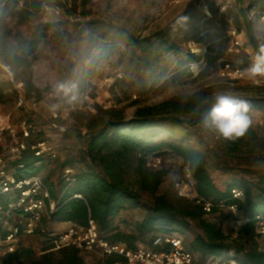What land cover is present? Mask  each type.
I'll return each mask as SVG.
<instances>
[{
    "label": "trees",
    "instance_id": "obj_1",
    "mask_svg": "<svg viewBox=\"0 0 264 264\" xmlns=\"http://www.w3.org/2000/svg\"><path fill=\"white\" fill-rule=\"evenodd\" d=\"M79 1L0 0V96L8 91L16 94L20 92L26 101L40 103L44 99L46 88L36 85L32 67L41 42L55 27L52 22L40 24L30 38H23L19 32L6 27L7 19L13 18L18 25L30 22L42 13L45 6L63 9L72 15L78 12ZM88 1L81 0V4L86 5ZM238 2L245 22L246 46L252 47L257 55L260 46L264 45V21L261 20L264 0ZM215 4V0H209L213 13L218 11L214 8ZM253 12L260 16L253 15ZM96 23L91 21L89 24ZM101 28L105 30L102 41L86 55L85 65L75 79L76 88L85 90L87 80L97 73L100 62L109 58L119 44H123L133 57L147 62L152 76L157 75L159 70L160 75L157 76L166 73L170 56L173 53L180 55L186 50L179 47L176 37L164 30L142 36L114 23H103ZM196 60V53L187 49V59L180 56L179 62L185 65ZM225 63L244 70L252 64V60L244 47L239 52L231 51L217 70ZM213 96L202 91L187 99L165 100L157 105L137 109L134 117L129 119L122 110L105 111L104 114L108 116L106 118L89 113L88 117L84 116L83 128L86 133L78 131L85 148L82 156L85 166L77 170L72 161H65L60 165L63 171L61 175L51 169L57 163L56 157L47 153L37 155L31 146L22 150L20 156L14 159L15 170L10 174L18 178L40 176L45 182L50 198L46 201L39 227L33 236L46 235L50 247H45L41 255L37 256L34 248L21 240L13 252L0 250V264H90L82 256L84 252L98 257L91 264H126L127 260L119 255L103 257L74 246L56 249L53 240L59 234L48 232L43 224L45 221L72 223L86 228L90 219L96 222L101 236L111 242H124L133 249L142 244L151 245L158 235H184L195 221L203 233L197 234L190 241H184L185 247L192 253L209 258L234 259L240 264H264V249L259 242L261 236L257 232L256 219L257 215L264 216V160L259 157L261 161L256 159L250 166L241 169L242 174L248 176L247 179L232 174V168L226 170L223 166L216 167L217 170L222 168L220 173H210L207 152L199 144V130L203 125L204 114L214 104ZM205 99L207 103L203 102ZM244 99L249 108L264 109V97ZM27 120L31 121L29 118ZM40 135L36 130L28 140H45ZM171 137H177L182 142L170 140ZM245 139H258L251 124L244 136L236 140ZM231 144L232 150L237 151L239 143L231 140ZM167 151L183 158L189 166L195 180L196 193L213 204L210 214L217 213L222 206L239 205L243 224L236 238L232 239L217 223L208 220L205 216L210 214L205 213L194 201L179 196L172 200L168 193H158L160 186L168 181L169 170H152L146 163L150 156ZM193 159L199 161L195 167L190 163ZM132 164L140 191L126 181L125 173ZM67 168H71L73 173L67 175ZM235 189L243 190L246 200L236 199L233 194ZM141 193L151 196L153 201H145ZM10 197L3 198L4 206L9 204ZM17 200L18 197L13 202ZM50 200L55 203L53 211L50 210ZM133 206L147 210L149 215L144 220L123 219L122 222L132 226L133 230H117L114 223L121 212ZM19 213L20 210L16 211V214ZM145 235L150 237L149 242L143 239Z\"/></svg>",
    "mask_w": 264,
    "mask_h": 264
},
{
    "label": "rangeland",
    "instance_id": "obj_2",
    "mask_svg": "<svg viewBox=\"0 0 264 264\" xmlns=\"http://www.w3.org/2000/svg\"><path fill=\"white\" fill-rule=\"evenodd\" d=\"M215 2L217 13L212 12L209 0H89L86 5H82L80 0L78 12L72 15L66 10L45 6L40 15L24 24L18 25L13 18H8L6 27L19 32L23 38H30L40 24L55 23V27L41 42L32 67L34 82L46 88L44 99L32 107L30 104L20 106L19 94L15 92L5 91L0 96V113L9 116L16 128L15 135L6 134L0 143V155L5 158L4 165L9 173L15 170V156H20L22 150L36 141L22 137L21 122L28 118L55 153L58 160L51 169L61 175L63 171L60 165L65 161H72L77 170L85 166L82 160L85 148L78 131L86 133L83 125L85 117L91 112L106 118L108 116L104 114L105 111L122 110L129 119L134 117L139 108L157 105L169 99H187L202 91L214 95L229 90L243 98L264 97V86L252 84L249 79L231 82L218 76V67L229 57L232 49L229 31L232 28L241 29L245 41L247 37L238 0ZM253 15L260 16L257 12H253ZM182 17H187V22L177 23ZM91 21L97 23L90 25ZM103 23L122 25L142 36L164 30L176 37L179 47L186 50L180 55L173 53L170 56L166 73L157 76L160 75L159 70L157 75L152 76L147 62L133 57L123 44H119L109 58L100 62L97 73L87 80L85 90L76 88L75 79L85 65L86 55L102 41L105 33L101 28ZM246 48L250 52L253 50L252 47ZM187 49L196 53L197 60L182 65L179 59L180 56L187 59ZM60 84L71 85L72 90L65 93L59 89ZM75 100L78 102H73ZM72 103H75L74 108H71ZM248 115L258 139L235 140L239 143L237 151L232 150L231 140H224L204 125L200 126L199 144L207 152L210 173L218 174L222 168H232V174L247 179L248 176L242 174L241 169L250 166L256 159L264 160V109L249 108ZM170 140L182 142L177 137H171ZM161 154L165 158L164 168L169 170V177L160 186L158 193H168L170 199L174 200L178 198L174 182L182 177L187 164L171 151ZM218 166L223 167L217 170ZM125 176L126 181L140 191L134 164L127 168ZM141 195L145 201H153L151 196L145 193ZM9 196V202H13L18 193ZM148 215L147 210L133 206L121 212L114 227L131 231L133 227L123 223V219L144 220ZM205 217L217 223L232 239L237 237L243 224L242 211H234L228 206H222L217 213ZM43 224L48 232L56 235L71 227L48 221ZM201 233L203 231L194 221L190 230L181 236L184 241H190ZM46 239V235L40 234L24 243L34 248L39 256L43 249L50 247ZM143 239L150 241L148 235ZM259 242L263 243V239L260 238ZM82 256L90 264L98 259L96 255L86 252ZM195 258L199 264H206L210 259L197 253Z\"/></svg>",
    "mask_w": 264,
    "mask_h": 264
},
{
    "label": "built area",
    "instance_id": "obj_3",
    "mask_svg": "<svg viewBox=\"0 0 264 264\" xmlns=\"http://www.w3.org/2000/svg\"><path fill=\"white\" fill-rule=\"evenodd\" d=\"M264 21V15L262 16ZM232 49L239 52L246 46L243 38V31L232 28L230 31ZM250 47V46H246ZM245 47V48H246ZM252 63L255 54L249 51ZM218 76L231 82L244 79L251 80L255 85L264 86V76L250 77L243 72V69L234 67L230 63H225L218 70ZM18 103L20 106L32 105L36 107L38 103L26 101L19 92ZM74 108L75 103L71 104ZM56 126V124H54ZM36 131L35 125L28 121L21 122V133L24 139L31 138ZM16 128L11 123L9 116L0 113V143L6 134L15 135ZM32 149L36 150L37 155L50 154L55 157L50 145L45 140L36 141L32 144ZM19 156H15L17 159ZM4 156L0 155V250L3 252H13L21 243V238L25 235H33L39 227L42 214L46 208V201L50 198L49 190L40 176L28 178H18L7 170ZM147 167L152 170H160L165 166V158L162 154H156L147 159ZM66 174L72 173L71 168L65 170ZM175 189L179 197L194 201L201 206L205 213L210 214L213 210L211 201L200 197L195 191V180L188 165H185L182 177L175 180ZM18 193L16 202H9L3 205V198L12 193ZM234 197L239 200H246L247 196L243 190H233ZM80 196L81 195H77ZM234 211H239V205L229 206ZM55 203L50 200V210L53 211ZM16 214V211H19ZM15 219V220H14ZM257 232L263 239L261 247L264 249V216L257 215ZM14 220V222H12ZM53 244L56 248L74 246L82 251H91L106 257L119 255L127 260L126 264H198L195 254L185 247L184 239L177 233L168 235H158L153 239L151 245H139L133 249L124 242H111L101 236L96 222L92 219L86 228L72 224L66 231L54 238ZM121 264V263H116ZM206 264H240L238 261L224 260L220 258H210Z\"/></svg>",
    "mask_w": 264,
    "mask_h": 264
},
{
    "label": "clouds",
    "instance_id": "obj_4",
    "mask_svg": "<svg viewBox=\"0 0 264 264\" xmlns=\"http://www.w3.org/2000/svg\"><path fill=\"white\" fill-rule=\"evenodd\" d=\"M186 23L187 17H182L177 23ZM244 73L250 77L264 76V45L260 46L259 53L255 56L253 63ZM59 89L68 93L72 90L71 85L60 84ZM214 104L211 109L203 116V125L212 130L218 137L224 140H236L247 132L250 126L249 104L242 95L233 91H219L213 96ZM207 103L205 99L203 101ZM195 167L199 161H190Z\"/></svg>",
    "mask_w": 264,
    "mask_h": 264
},
{
    "label": "crops",
    "instance_id": "obj_5",
    "mask_svg": "<svg viewBox=\"0 0 264 264\" xmlns=\"http://www.w3.org/2000/svg\"><path fill=\"white\" fill-rule=\"evenodd\" d=\"M64 224V226H71L72 225V223H63ZM31 237H33V235H25V236H23V241L25 242L26 240H29V239H31Z\"/></svg>",
    "mask_w": 264,
    "mask_h": 264
}]
</instances>
